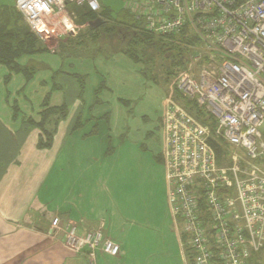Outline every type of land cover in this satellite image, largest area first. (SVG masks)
<instances>
[{"label":"built area","instance_id":"1","mask_svg":"<svg viewBox=\"0 0 264 264\" xmlns=\"http://www.w3.org/2000/svg\"><path fill=\"white\" fill-rule=\"evenodd\" d=\"M69 6L100 11L97 0L15 2L44 45L77 36ZM143 7L137 17L143 32L187 47L188 68L175 86L208 121L202 125L165 101L167 205L188 238L192 264H255L253 256L264 264V0H145ZM227 150V163L219 166ZM64 245L91 261L98 250L120 251L102 241L100 229L79 234L72 223Z\"/></svg>","mask_w":264,"mask_h":264},{"label":"crops","instance_id":"2","mask_svg":"<svg viewBox=\"0 0 264 264\" xmlns=\"http://www.w3.org/2000/svg\"><path fill=\"white\" fill-rule=\"evenodd\" d=\"M97 1L99 12L109 8L105 0ZM144 1L135 0L132 12L126 5L121 9L134 16L137 31L142 29V20L137 17L143 13ZM14 3L1 4L0 10L14 7ZM95 15L105 21L99 13ZM66 39L73 38H61L55 44ZM49 50L55 53L18 61L22 66L35 63L37 70L40 65L47 69L37 71L29 82L21 74H13L5 83L8 70L0 66V264H192L182 224L168 211L163 150L137 166L109 157L113 153L107 155L109 146H103L99 136L108 135L107 142L110 141V112L102 108L93 114L92 108L104 102L94 98L91 104L88 98H80L79 85L71 77L85 76L83 72H87L90 63L79 64L72 72L71 57L66 60L57 48ZM111 53L106 50L103 60L110 58L126 76L131 67L132 72L143 77L140 66L121 54L109 56ZM59 70L53 82L60 90L52 91V78ZM120 70L111 74L120 75ZM61 82L73 85L71 95ZM97 86L95 92L108 85L101 81ZM48 94L50 106L65 102L69 116L58 125L51 149L39 150L38 131L24 121H39L41 104ZM124 101L117 99L120 104ZM13 104L20 111L15 120ZM78 116L81 125L74 130ZM114 122L118 124L117 120ZM101 124H105L106 133L101 131ZM54 219L62 224L72 221L79 234L100 229L102 241L118 245L119 254L111 256L98 250L91 261L84 253L73 252L64 245L60 231L47 233L50 220Z\"/></svg>","mask_w":264,"mask_h":264},{"label":"rangeland","instance_id":"3","mask_svg":"<svg viewBox=\"0 0 264 264\" xmlns=\"http://www.w3.org/2000/svg\"><path fill=\"white\" fill-rule=\"evenodd\" d=\"M14 1L16 2V0H0V5H13ZM105 1L107 7L109 8H105L106 10L102 8L101 11L106 12L108 10L110 17H115L118 11L124 7V5L127 6L129 12H132V7L135 2V0ZM89 22L91 21H88L85 17H82L80 20L76 21L77 26L79 27V32H77L75 40H77L78 36H85L91 31L88 25ZM82 40H84V38ZM146 42L147 45L139 44L138 49L145 48L144 46H149L151 43L158 44L156 45L155 52L153 53L154 55H151L149 59L150 68L154 69L153 73L157 76V80L155 82L143 79V77L137 73L132 72L130 70L131 67L128 69V72L130 73L129 76L124 75L125 72L120 70L121 67L116 68V65L112 61H109L110 58L109 60H103L105 54L103 51H99L98 45H95V48L89 44L83 46L82 50H85V54L84 52H80L79 57H72L71 59L72 72H74L75 69H78L79 64H84L86 62L90 63L87 72H83L85 73V89L81 98H88L91 100V104L94 98L104 102L103 105L97 107L96 109L93 107L92 113L94 114L95 110L102 108L110 112V122L112 125L111 133L109 134L110 142H107L108 135H100V143L106 148L109 146L114 149L112 151L113 155L109 157L125 159V163L132 166L146 163L149 158H152L153 155H156L157 153L164 150L163 114L164 109L166 108L165 101H173L179 106L184 105V100L181 98L175 83L178 79V76L187 70L188 63L184 61L185 59L183 60L182 57L184 64L179 68V72L175 70L173 75L168 76L166 73L170 69V59L169 56L161 50L162 46L168 47V39L165 37H157L155 35L151 36L150 34ZM181 45L177 44L176 46L180 48L181 54L185 56L188 51L187 47ZM58 46L53 42H48L46 47L55 49L58 48ZM109 49L110 47H107L105 48V51ZM48 54L51 53H45L42 56ZM85 55L86 57H84ZM112 55L117 54L113 51L109 56ZM95 69H97V72H94ZM123 69L125 70L127 67ZM114 70H120V73L122 74L113 76L111 71L114 72ZM37 71L44 72L47 71V69L45 66H40L39 70ZM108 74H111L110 77ZM121 80H127V83L123 84ZM101 81H105L108 86L107 88L104 87L98 93H96L95 91L98 87L97 84ZM62 84L66 90L67 88L69 89V94L71 95L73 91V85H69L67 83ZM119 98H122L125 101L120 104L117 102V99ZM189 114L196 118L198 123L206 126L208 125V121H206L205 118H202L201 116L197 118L195 113ZM85 115L86 114L82 115V121L85 120ZM115 120H117L118 124L114 122ZM215 127L216 124L210 126L211 132H214ZM100 129L106 133L105 124H101ZM228 156L229 151L227 150L223 161L221 163L218 162V165H226ZM50 221L51 222L47 233H50V230L52 234L60 231V236H63V240L67 224L72 223L75 225V223L72 221H65V223H63L64 225L58 219Z\"/></svg>","mask_w":264,"mask_h":264},{"label":"trees","instance_id":"4","mask_svg":"<svg viewBox=\"0 0 264 264\" xmlns=\"http://www.w3.org/2000/svg\"><path fill=\"white\" fill-rule=\"evenodd\" d=\"M82 8L83 9L80 11L72 9L76 15V21L80 20L82 17L87 18L88 21H93L97 18V16L94 13H91L86 7ZM99 14L105 19L104 24L97 29L90 28L91 31L88 34L85 36H78L77 40H75L76 37L73 39H66L57 48L61 57H79L80 52H84L85 54V50H82V48L88 44L93 46V48H95V45H98L99 51H103L104 54H106L105 48L110 47L109 50L112 52L114 51L116 54H121L134 65L140 66V74L145 79L155 82L157 76L153 73L154 69L150 68L149 59L151 55H154L153 53L158 44L151 43L149 46H144L145 48L138 49L139 44L147 45L146 40L150 34L143 32L142 30L137 31L136 29L139 28L133 19L134 16L123 10L117 13L115 17H110L108 11L99 12ZM83 38L84 40H82ZM180 40L182 42H189L185 36L181 37ZM167 46L168 47L162 46L161 50L169 56L170 69L168 68L169 70L166 74L171 76L174 74L175 70L179 72V68L184 64L185 58H183V61V54H181V50L176 44L168 41ZM45 53H55V51L44 47L36 35L30 32L25 25L22 16L16 11L15 7H10L2 11L0 10V66H3L8 70V74L4 78L5 83L9 82L13 74H21L25 81L29 82L37 72V68L34 65L35 63L22 66L18 61L23 57H31ZM84 57H86V55ZM58 74H60V70L54 73L52 82L54 77ZM71 77L74 78L79 85L81 98L84 92L85 77L76 74H72ZM53 90H60V87L54 82L52 84V91ZM49 99L50 96L48 94L42 101L38 122H34L31 119L24 121V123L33 125L38 131L36 148L39 150L51 149L54 138L57 134L58 125L65 121L69 116V108L65 102L60 106L52 107L49 104ZM97 100L98 99H96V102H98ZM183 100L184 105L182 107L189 111V113H195L198 118L200 114L193 111L189 102L185 99ZM11 110L13 114L12 119L15 120L20 114V111L16 104L12 105ZM80 125L81 122L78 116L74 124V130L79 128ZM111 152L112 148L109 147L107 155ZM252 259L255 264H258L257 262L260 260L258 256H253ZM188 260L192 263L191 258Z\"/></svg>","mask_w":264,"mask_h":264},{"label":"water","instance_id":"5","mask_svg":"<svg viewBox=\"0 0 264 264\" xmlns=\"http://www.w3.org/2000/svg\"><path fill=\"white\" fill-rule=\"evenodd\" d=\"M104 20L97 18L94 21H91L88 25L92 29H97L98 27L102 26L104 24Z\"/></svg>","mask_w":264,"mask_h":264}]
</instances>
